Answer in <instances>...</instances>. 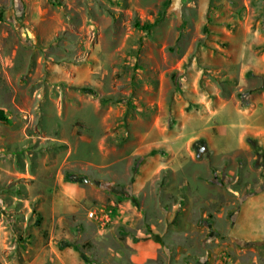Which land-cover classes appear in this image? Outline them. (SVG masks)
I'll return each mask as SVG.
<instances>
[{"label": "rangeland", "instance_id": "obj_1", "mask_svg": "<svg viewBox=\"0 0 264 264\" xmlns=\"http://www.w3.org/2000/svg\"><path fill=\"white\" fill-rule=\"evenodd\" d=\"M0 14V264H264V0Z\"/></svg>", "mask_w": 264, "mask_h": 264}, {"label": "crops", "instance_id": "obj_2", "mask_svg": "<svg viewBox=\"0 0 264 264\" xmlns=\"http://www.w3.org/2000/svg\"><path fill=\"white\" fill-rule=\"evenodd\" d=\"M99 154H100V157H101V160L98 164H95V165H92L91 163V166H94V167H98V168H106V167H109L110 165H112L114 163V161H116V156H117V152L115 151H109V150H103L101 145H100V142H99Z\"/></svg>", "mask_w": 264, "mask_h": 264}, {"label": "trees", "instance_id": "obj_3", "mask_svg": "<svg viewBox=\"0 0 264 264\" xmlns=\"http://www.w3.org/2000/svg\"><path fill=\"white\" fill-rule=\"evenodd\" d=\"M1 20H2V15L0 14V21H1ZM135 26H136L137 28H140V29H142V30H146V31H149V30L152 28V25H151V24H145V25H143V26L140 27V24H139L138 21L135 23ZM81 90H82L84 93L88 94V95H94V93H93L90 89H88V88H82ZM0 121H2V122L5 121V118H4V116H3L2 111H0Z\"/></svg>", "mask_w": 264, "mask_h": 264}, {"label": "built area", "instance_id": "obj_4", "mask_svg": "<svg viewBox=\"0 0 264 264\" xmlns=\"http://www.w3.org/2000/svg\"><path fill=\"white\" fill-rule=\"evenodd\" d=\"M88 217L91 220L99 221V222H107V216L102 213H96V212H89Z\"/></svg>", "mask_w": 264, "mask_h": 264}, {"label": "water", "instance_id": "obj_5", "mask_svg": "<svg viewBox=\"0 0 264 264\" xmlns=\"http://www.w3.org/2000/svg\"><path fill=\"white\" fill-rule=\"evenodd\" d=\"M98 187L102 190L109 191L112 188V183L111 182H101L98 184Z\"/></svg>", "mask_w": 264, "mask_h": 264}]
</instances>
